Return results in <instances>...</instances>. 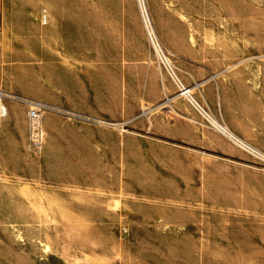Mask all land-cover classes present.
Instances as JSON below:
<instances>
[{
	"label": "rangeland",
	"instance_id": "rangeland-1",
	"mask_svg": "<svg viewBox=\"0 0 264 264\" xmlns=\"http://www.w3.org/2000/svg\"><path fill=\"white\" fill-rule=\"evenodd\" d=\"M63 1L48 59L0 42V86L46 104L39 147L22 100L0 121V264H264V156L154 43L264 152V0H145L150 29L139 0Z\"/></svg>",
	"mask_w": 264,
	"mask_h": 264
},
{
	"label": "crops",
	"instance_id": "crops-1",
	"mask_svg": "<svg viewBox=\"0 0 264 264\" xmlns=\"http://www.w3.org/2000/svg\"><path fill=\"white\" fill-rule=\"evenodd\" d=\"M64 3L63 0H0L1 45H14L11 55L18 60L48 59L49 57L45 56L48 50L41 46L51 44L52 39L57 43H63L62 36L64 28H66L64 25L66 14L61 11L57 12L55 9L57 6L62 7ZM13 6L15 10H11ZM41 15H45L46 18L43 22L40 20ZM6 53L7 51H2V55ZM238 65L228 68V70L237 68ZM220 87L219 85V91L221 92ZM151 96L155 99L161 97L160 90L156 89ZM151 106L149 105V108L146 106L148 108L146 113L159 108V105ZM18 125H20L19 122L14 119H6L0 122V141L7 136V132L16 135L14 131H16L15 127ZM7 156L6 150L0 147V175L8 172ZM3 188L6 195L7 185L0 180V199Z\"/></svg>",
	"mask_w": 264,
	"mask_h": 264
},
{
	"label": "bare ground",
	"instance_id": "bare-ground-1",
	"mask_svg": "<svg viewBox=\"0 0 264 264\" xmlns=\"http://www.w3.org/2000/svg\"><path fill=\"white\" fill-rule=\"evenodd\" d=\"M140 3V7L142 10V16L145 20L146 26L150 29L149 27V18H148V13H147V9H146V3L145 0H139L138 1ZM158 40V39H157ZM155 43V48L157 50L158 55L160 56V58L164 61V63L168 66L171 74L174 76V78L176 80H178L183 86L182 90L180 91V94L185 95L192 103L193 105L208 119L210 120L213 125L219 129L220 132H222L224 135H226L227 137H229L231 140H233L235 143L246 147L248 149H251V151L257 152L259 155H262L261 157L264 156V152H262L261 150L254 148L249 142H247L245 139H243L241 136L237 135L227 124H224L222 122H220L215 116H213L209 111H207L205 109V107L194 97V95L192 94V87L189 86H185L179 76L177 75V73L175 72L174 68L172 67V60L171 58L166 54V52L164 51L163 47L161 46V44L159 42H154ZM247 149V150H248Z\"/></svg>",
	"mask_w": 264,
	"mask_h": 264
},
{
	"label": "built area",
	"instance_id": "built-area-1",
	"mask_svg": "<svg viewBox=\"0 0 264 264\" xmlns=\"http://www.w3.org/2000/svg\"><path fill=\"white\" fill-rule=\"evenodd\" d=\"M183 86L181 87L182 90ZM22 100L28 107L29 137L34 147H39L44 140L42 115L46 109L45 102L35 98L19 97L0 86V121L8 116V103L14 100Z\"/></svg>",
	"mask_w": 264,
	"mask_h": 264
}]
</instances>
